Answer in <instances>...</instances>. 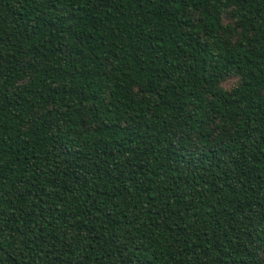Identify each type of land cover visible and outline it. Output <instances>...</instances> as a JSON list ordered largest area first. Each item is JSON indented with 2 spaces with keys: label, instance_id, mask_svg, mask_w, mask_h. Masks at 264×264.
<instances>
[{
  "label": "trees",
  "instance_id": "1",
  "mask_svg": "<svg viewBox=\"0 0 264 264\" xmlns=\"http://www.w3.org/2000/svg\"><path fill=\"white\" fill-rule=\"evenodd\" d=\"M0 264H264V0H0Z\"/></svg>",
  "mask_w": 264,
  "mask_h": 264
},
{
  "label": "rangeland",
  "instance_id": "2",
  "mask_svg": "<svg viewBox=\"0 0 264 264\" xmlns=\"http://www.w3.org/2000/svg\"><path fill=\"white\" fill-rule=\"evenodd\" d=\"M237 80H238L237 77L229 78L225 81L224 85L230 88L237 83Z\"/></svg>",
  "mask_w": 264,
  "mask_h": 264
}]
</instances>
